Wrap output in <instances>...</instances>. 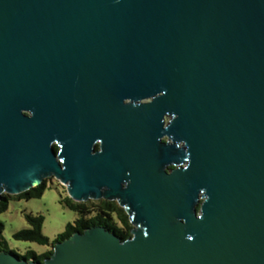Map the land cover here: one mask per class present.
I'll return each mask as SVG.
<instances>
[{
  "label": "water",
  "instance_id": "water-1",
  "mask_svg": "<svg viewBox=\"0 0 264 264\" xmlns=\"http://www.w3.org/2000/svg\"><path fill=\"white\" fill-rule=\"evenodd\" d=\"M86 97H172L189 166L127 191L131 238L92 226L0 264H264V0H0V200L50 176L122 196L91 169Z\"/></svg>",
  "mask_w": 264,
  "mask_h": 264
},
{
  "label": "flooded vegetation",
  "instance_id": "flooded-vegetation-1",
  "mask_svg": "<svg viewBox=\"0 0 264 264\" xmlns=\"http://www.w3.org/2000/svg\"><path fill=\"white\" fill-rule=\"evenodd\" d=\"M86 98L83 106L89 116V126L85 146L91 169L93 172L101 169L108 178L115 176L122 196L106 198L111 188L103 185L99 198L90 194L88 200L76 202L85 203L90 216L103 214L114 226L128 229L126 240L133 236L134 229L145 227L136 221L127 191L136 186L142 173L169 177L176 169L188 167L189 144L185 138L175 135L177 115L171 106L172 97H166V104L165 97H121L113 105L110 97ZM117 111L119 123L112 115ZM24 112L30 114L27 110ZM53 147L58 153L60 145L54 143ZM176 154L180 159L176 160ZM46 179L43 182L47 183ZM205 192L206 189L200 192L198 210L206 198Z\"/></svg>",
  "mask_w": 264,
  "mask_h": 264
},
{
  "label": "rangeland",
  "instance_id": "rangeland-1",
  "mask_svg": "<svg viewBox=\"0 0 264 264\" xmlns=\"http://www.w3.org/2000/svg\"><path fill=\"white\" fill-rule=\"evenodd\" d=\"M47 188L41 197L35 198H13L10 200L6 211L0 213V220L5 224L3 237L11 250L25 254L27 250H35L42 253L52 246L38 244L32 241L15 239L14 234L29 227L25 213L42 214L44 223L42 232L54 242L62 233L69 222L79 217V212L71 209L62 202L67 194V184L60 182L54 176L47 178Z\"/></svg>",
  "mask_w": 264,
  "mask_h": 264
},
{
  "label": "trees",
  "instance_id": "trees-1",
  "mask_svg": "<svg viewBox=\"0 0 264 264\" xmlns=\"http://www.w3.org/2000/svg\"><path fill=\"white\" fill-rule=\"evenodd\" d=\"M46 188H47V183L42 182L38 186L32 187L29 190L17 195L3 193L2 198L0 200V213L8 209L11 199L22 198V197L28 199L41 197L44 194ZM62 202L71 209L78 211L79 217L75 219L73 222H69L66 225L65 230L58 235L57 239L54 242H51L49 237L43 234L42 232V226L45 219L42 214H34V213L26 212L25 217L29 223V227L21 229L14 234L15 239L32 241L38 244L52 246L51 248L47 249L42 253H38L35 250L30 249L27 250L25 254H20L16 250H11L10 247L8 246V243L3 237L5 224L2 220H0V252L2 251L12 252L20 258H24L27 260L34 259L35 261L43 262L46 258L50 257L54 252L55 242L69 238L71 235H73L76 232L82 233L86 228L92 226H104L107 229L115 232L123 240L129 235L128 229L120 228L116 225L114 226V224L111 223V220L106 219L103 214L90 216L89 207L85 203L76 202L69 196L62 198Z\"/></svg>",
  "mask_w": 264,
  "mask_h": 264
}]
</instances>
